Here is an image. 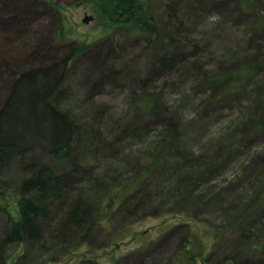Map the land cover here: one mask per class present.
Instances as JSON below:
<instances>
[{
	"label": "rangeland",
	"instance_id": "obj_1",
	"mask_svg": "<svg viewBox=\"0 0 264 264\" xmlns=\"http://www.w3.org/2000/svg\"><path fill=\"white\" fill-rule=\"evenodd\" d=\"M145 1L156 17L151 27L165 10L159 20L170 28L160 36L131 32L118 19L127 13L105 11L110 0H0V108L17 78L10 64L19 60L24 70L80 50L55 91L74 122L73 141L61 152L26 149L3 166L0 239L1 211L18 218L23 181L36 169L68 172L72 181L41 221L40 239L1 246L3 263L176 264L193 228L214 264L264 254V0ZM87 15L93 19L85 23ZM195 42L201 51L186 66L158 70L169 44L191 53ZM249 61L260 73L246 88L220 94L212 75ZM144 95L155 111L139 106ZM134 176L130 206L110 203L108 193ZM79 199L97 221L71 248L54 236Z\"/></svg>",
	"mask_w": 264,
	"mask_h": 264
},
{
	"label": "trees",
	"instance_id": "obj_2",
	"mask_svg": "<svg viewBox=\"0 0 264 264\" xmlns=\"http://www.w3.org/2000/svg\"><path fill=\"white\" fill-rule=\"evenodd\" d=\"M107 5L109 9H106L105 11H109L111 15L114 13L119 14V12L127 13V17L125 16L124 18H121L122 16L119 14L120 18L118 19H122L120 20V23L129 26L131 32L138 33L148 31L153 35L157 34V36H160V33L164 29L170 28V26L166 27L160 23L159 19H162L165 14V10L162 11V8L159 9V25H157V27H151L150 22L156 17L149 11V3L145 0H110V3L108 2ZM170 18H172V16H170ZM179 29L180 26L175 25L173 27V32H176V30L179 32ZM171 40L173 43V39ZM177 41L180 45H182L179 39H177ZM172 43L167 46L168 49H170V54H162L163 51H161V55L157 56L158 70L161 73L168 71V69H179L182 67V65L186 66V62L190 60L189 58L191 56L199 55L201 51L200 43L198 44L195 42L191 53H187L185 49L180 50V48L171 50L170 46ZM76 50L77 53L80 51L79 49ZM15 62L16 63L14 64H10L9 67L13 68L12 72L14 71V74L17 77L22 70H18L20 63L19 60ZM30 66L33 65H28L23 69H26ZM259 70L260 64L249 61L238 66H232L230 69H226L221 73L212 75L211 79L214 84H219L222 86L220 94L232 93L246 88L251 82L252 78L256 74L260 73ZM112 71H107L105 75H103L102 79L104 77L107 79L108 77L112 76L114 73V71ZM55 93L56 92H54L51 96V101L54 104H56L57 98ZM138 103L144 111H155L154 99L152 96L144 95V97H142ZM71 121L73 126H75L72 119ZM260 125L262 129H264V113L260 118ZM172 126L174 127V125ZM172 131L173 133H177L174 128ZM24 150L26 149H20L16 145L0 147V171L7 162ZM62 150L63 149L57 150L55 152H61ZM72 178L73 177H71L70 173L68 172L59 174L55 173L48 167H41L36 169L32 176L27 177L23 181L21 194L18 199V218H15L10 212L1 211V213H3L2 215L4 218V225L2 234L3 236L0 239V256L2 250L1 246L3 245L6 246L15 242L26 241L28 239H40L43 233V223L41 221L44 219L47 221L50 214V208L55 203L59 202L60 198L63 197L64 190L68 187L69 183L72 181ZM139 178L140 176H134L120 182L118 186H115L112 189L113 191L111 190L108 193V201H110L112 204L119 203V205L130 206V202L129 204L127 203L130 200V197L133 196L138 182L140 181ZM71 206L72 207L67 212L66 217L64 216L62 221L58 223V226H61L60 233L54 237L57 239V241H61L62 244L67 243L71 248H77L86 241L89 233L92 230V227L97 221V217H95L93 212L85 208L82 199L76 201L74 200V202L71 203ZM74 227L82 230L80 233L76 234L77 232L74 231ZM197 230L198 229L193 228L187 233V237H185L186 241L182 242V247L178 251L177 259H179V261L176 264H197L199 258H204L206 262L210 261L208 259V243L205 241L203 236L199 234V232H196ZM252 236L255 235H253V233L250 235L244 234V239L251 240ZM252 254H248V257H245L242 254H237L229 257V259L231 264H264V254H258L257 256L255 254L253 256ZM211 263L214 264V262ZM0 264L6 263L0 261ZM83 264L100 263L88 261Z\"/></svg>",
	"mask_w": 264,
	"mask_h": 264
},
{
	"label": "water",
	"instance_id": "obj_3",
	"mask_svg": "<svg viewBox=\"0 0 264 264\" xmlns=\"http://www.w3.org/2000/svg\"><path fill=\"white\" fill-rule=\"evenodd\" d=\"M92 19L93 16L87 15L83 21L88 23ZM75 54L70 51L51 63L32 66L19 73L0 108V147H41L51 153L72 142L73 123L50 97Z\"/></svg>",
	"mask_w": 264,
	"mask_h": 264
},
{
	"label": "bare ground",
	"instance_id": "obj_4",
	"mask_svg": "<svg viewBox=\"0 0 264 264\" xmlns=\"http://www.w3.org/2000/svg\"><path fill=\"white\" fill-rule=\"evenodd\" d=\"M76 49H78V48H76ZM76 49L73 50V51H75V52L77 53V50H76ZM34 66H36V65H34ZM30 67H32V66H30ZM66 72H67V71H66ZM65 75H66V74H65ZM64 77H65V76H64ZM62 80H63V79H62ZM58 86H59V85H58ZM57 88H58V87H57ZM56 90H57V89H56ZM56 90H55V91H56ZM3 104H4V103H3ZM2 106H3V105H2Z\"/></svg>",
	"mask_w": 264,
	"mask_h": 264
}]
</instances>
